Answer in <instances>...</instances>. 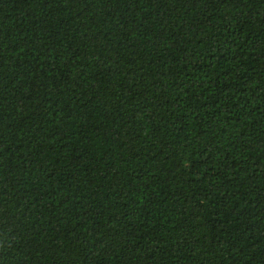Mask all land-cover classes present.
<instances>
[{"label":"trees","instance_id":"1","mask_svg":"<svg viewBox=\"0 0 264 264\" xmlns=\"http://www.w3.org/2000/svg\"><path fill=\"white\" fill-rule=\"evenodd\" d=\"M0 264H264V0H0Z\"/></svg>","mask_w":264,"mask_h":264}]
</instances>
